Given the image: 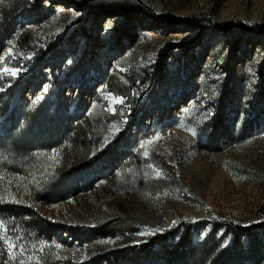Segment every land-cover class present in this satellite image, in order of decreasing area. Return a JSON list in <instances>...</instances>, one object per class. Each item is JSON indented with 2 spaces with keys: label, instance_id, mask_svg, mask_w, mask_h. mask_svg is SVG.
Segmentation results:
<instances>
[{
  "label": "rangeland",
  "instance_id": "obj_1",
  "mask_svg": "<svg viewBox=\"0 0 264 264\" xmlns=\"http://www.w3.org/2000/svg\"><path fill=\"white\" fill-rule=\"evenodd\" d=\"M220 22L264 0H0V201L63 219L7 264H264V34Z\"/></svg>",
  "mask_w": 264,
  "mask_h": 264
},
{
  "label": "trees",
  "instance_id": "obj_2",
  "mask_svg": "<svg viewBox=\"0 0 264 264\" xmlns=\"http://www.w3.org/2000/svg\"><path fill=\"white\" fill-rule=\"evenodd\" d=\"M175 23L176 24L187 23L188 25H190V24L195 25V24H197V21H195L193 18L177 19ZM212 25H214V27H216L218 30L238 27L239 29H242L244 31L254 30V31H257L258 33L264 34V26H261V25H254L251 28L246 26V24L243 22H236L235 24L234 23L225 24V23L220 22L217 24L212 23ZM225 107H226V105H223L222 110L225 109ZM44 109L46 110V108H44ZM44 109H42V110L45 111ZM45 113H47V111H45ZM46 115H48V113ZM79 124H84V123L82 121H81V123L77 122L76 126H78ZM68 156H70V155H68ZM67 161H68V157H67ZM84 161H85V159L81 160V157H79V155L76 154V155H73L70 163L74 167L80 163H84ZM15 218H19L20 220L22 219L23 221H25L26 225L28 227H29L28 223H33L38 228H41L42 227L41 223H43L49 227L52 226V230H53V227H55V226L60 227L62 225L61 223L63 221V219H61V218L57 219V220H53V219L50 220V219L44 218L39 214V212L37 210L35 211L31 207L19 206V205H15V204L10 205L9 203H4V202L0 201V220L3 221V225H5L6 228L8 229L7 232L6 231H0V264H7L8 260H9L8 255L6 253V250H5V248H6L5 238L7 236L12 237V238H16V233L8 234L9 230L12 231L14 229L13 227L15 226V223H10L9 220H11V219L15 220ZM262 227H264V226H262L260 224L244 227V228H242V231L240 233L246 234V235H251L255 239H258V237H259V231L258 230L261 229ZM240 229H241V227H240ZM38 232H39V234L45 233V235H47L46 237L49 238L50 232H52V231H45L43 229H38ZM31 233H32V231H30V232L26 231V232L19 233V235H18L19 241L18 242L22 243V242L28 241L27 238ZM240 233L236 232V240L240 237ZM42 259L51 263V264H58L56 261H50V260L48 261L46 258H42ZM10 264H11V262H10ZM12 264H17V263L13 262Z\"/></svg>",
  "mask_w": 264,
  "mask_h": 264
},
{
  "label": "snow or ice",
  "instance_id": "obj_3",
  "mask_svg": "<svg viewBox=\"0 0 264 264\" xmlns=\"http://www.w3.org/2000/svg\"><path fill=\"white\" fill-rule=\"evenodd\" d=\"M6 73H10L11 75H13V76H15V75H17V71L16 70H10V69H5L4 70ZM115 99V98H114ZM119 103H123V101L122 100H119L118 101ZM148 143H151V142H148ZM146 155H147V153H146ZM55 156H56V154H53V157H51L52 159H54L55 158ZM56 163H58V160H56L55 161ZM151 167V166H150ZM161 173H159L158 171H157V175H160ZM0 227H2V224H0ZM14 247V245L12 244V243H10L9 242V248H13Z\"/></svg>",
  "mask_w": 264,
  "mask_h": 264
}]
</instances>
